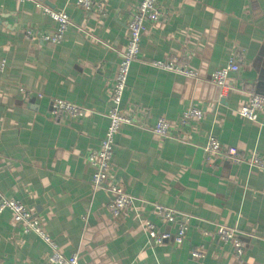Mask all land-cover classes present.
<instances>
[{"label": "crops", "instance_id": "1", "mask_svg": "<svg viewBox=\"0 0 264 264\" xmlns=\"http://www.w3.org/2000/svg\"><path fill=\"white\" fill-rule=\"evenodd\" d=\"M76 1L45 0L71 20L62 41L48 44L41 36L57 30L54 19L34 4L0 0L2 195L24 204L79 264H264V171L204 156L214 136L246 159L264 157V108L255 120L238 113L253 95L264 96V0H160L167 20L149 22L142 35L121 104L132 123L116 135L111 161L110 180L135 199L125 219L113 216L112 193L92 187L88 155L105 137L127 22L142 0H101L105 17ZM174 57L198 78L153 65ZM233 58L239 72L222 89L211 76ZM55 98L85 117L53 116ZM191 107L204 119L176 127ZM161 118L172 124L171 137L153 132ZM157 204L190 216L182 244L173 240L177 226L156 215ZM146 221L172 237L151 246ZM24 227L11 211L1 215L0 264H53L48 244ZM222 227L244 244L241 258L221 239ZM198 250L203 258L193 256Z\"/></svg>", "mask_w": 264, "mask_h": 264}, {"label": "built area", "instance_id": "2", "mask_svg": "<svg viewBox=\"0 0 264 264\" xmlns=\"http://www.w3.org/2000/svg\"><path fill=\"white\" fill-rule=\"evenodd\" d=\"M22 3L34 4L46 16H50L58 23L57 30L54 33L41 36V39L48 44H59L69 27L71 20L64 11L54 10L47 5L45 0H19ZM77 5L86 12H98L101 16L107 15L105 2L101 0H77ZM167 17L160 8V0H142L132 13L127 22L128 42L125 50L121 54V60L118 65L116 76L112 82V106L108 113L109 125L97 150H93L88 155V160L94 169L91 184L95 190H106L113 194V200L110 204V210L117 219H125L130 214L135 199L129 195L124 188L114 180H110L111 161L114 156L115 140L120 128L124 124H131L132 119L124 115L121 110L123 96L127 88L128 77L133 62L138 60L140 53V42L147 24L163 21ZM27 37L32 36L31 31L26 32ZM155 67L166 71L183 74L189 78H198V72L183 64L179 58L174 57L169 60H157L153 63ZM6 66V60L0 59V71ZM240 66L233 58L224 68L216 70L211 76V81L222 89L227 87V81L232 73L239 72ZM41 96V95H40ZM39 96V97H40ZM41 98V97H40ZM264 108V96L253 95L247 106L238 108V113L249 119L255 120L258 111ZM85 111L62 99H53L51 102V114L59 118L79 119L85 117ZM204 119V112L197 107H191L186 110L179 119L176 127L189 126L192 123H199ZM173 126L167 120L161 118L153 127V132L161 138L171 137ZM204 156L207 162H217L221 159H230L240 164L249 163L250 166L264 171V157L256 153L251 154L246 159L236 148H222L221 143L214 137L209 136L204 147ZM110 181V183H108ZM156 215L163 221L174 223L177 226V232L173 236L176 244H182L185 240L190 226L191 218L185 214H179L172 208L161 205L154 206ZM11 211L14 220L18 223H24L26 232H33L42 238L49 246L50 262L53 264H79L77 255L66 256L60 249L58 243L47 234L37 216H35L24 204L15 199H9L0 192V217L6 211ZM145 228L150 238L151 246H159L172 236L169 233L161 232L157 226L151 222H145ZM221 239L225 242H233L236 249L237 258H241L244 252V244L235 239L234 233L229 228H219ZM195 258H203L204 253L201 250L193 252Z\"/></svg>", "mask_w": 264, "mask_h": 264}, {"label": "trees", "instance_id": "3", "mask_svg": "<svg viewBox=\"0 0 264 264\" xmlns=\"http://www.w3.org/2000/svg\"><path fill=\"white\" fill-rule=\"evenodd\" d=\"M88 13H89V12H88ZM160 22H163V21H160ZM127 28H128V27H127ZM192 124L196 126L198 123H192ZM198 259H200V258H198Z\"/></svg>", "mask_w": 264, "mask_h": 264}]
</instances>
